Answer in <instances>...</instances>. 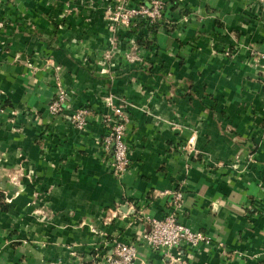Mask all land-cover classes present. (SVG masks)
I'll return each instance as SVG.
<instances>
[{
    "label": "crops",
    "instance_id": "1",
    "mask_svg": "<svg viewBox=\"0 0 264 264\" xmlns=\"http://www.w3.org/2000/svg\"><path fill=\"white\" fill-rule=\"evenodd\" d=\"M108 1L23 0L29 27L0 23V264H104L116 240L133 264H264V0H164L141 60L102 67ZM57 82L83 125L48 111ZM117 104L119 178L100 142ZM172 192L209 243L140 241Z\"/></svg>",
    "mask_w": 264,
    "mask_h": 264
},
{
    "label": "built area",
    "instance_id": "2",
    "mask_svg": "<svg viewBox=\"0 0 264 264\" xmlns=\"http://www.w3.org/2000/svg\"><path fill=\"white\" fill-rule=\"evenodd\" d=\"M164 10V0H143L136 14L147 11L151 14L150 22H153L162 18ZM106 101L111 103L108 96ZM47 107L51 114L64 113L66 118L77 127L86 122V116L89 113V109L84 106L67 111L69 104L59 82L56 84V92L48 99ZM126 120V113L122 105L118 104L112 105L111 112L102 116L106 130L100 137V142L103 147L111 149V170L116 178L122 176L128 167L127 145L123 137ZM179 198V192H172L171 205L162 217L145 218L147 225L139 233V239L143 244L151 249H162L167 252L173 246L182 244L195 246L199 242L206 244L210 242L209 235L200 230H192L177 219L176 207L179 204ZM137 218L139 219L138 216ZM216 246L220 248L221 242L216 241ZM135 257L136 247L133 242L116 240L111 251L102 256V261L104 264H133ZM174 264L185 263L181 260H174Z\"/></svg>",
    "mask_w": 264,
    "mask_h": 264
},
{
    "label": "rangeland",
    "instance_id": "3",
    "mask_svg": "<svg viewBox=\"0 0 264 264\" xmlns=\"http://www.w3.org/2000/svg\"><path fill=\"white\" fill-rule=\"evenodd\" d=\"M52 1L54 0H48L50 3ZM73 1L64 0V4L69 5ZM142 1L109 0L106 2L102 13L106 29L105 46L100 50L101 53L98 59V63L102 67L116 66L118 60L126 62L141 60L140 45L137 44L136 37L140 33H144L146 36L148 32L147 30L145 32V26L157 24L158 27L160 22L159 20L150 22L151 14L147 11L136 14ZM3 7L8 8V16L4 15V17L0 18V23L10 20V22L12 21V23L17 25L22 23L21 25L29 27V20L23 10H21L23 8V0H0V8ZM9 8H11L13 13L10 12ZM23 19H27L25 23H23ZM190 146L193 148L192 142H190Z\"/></svg>",
    "mask_w": 264,
    "mask_h": 264
},
{
    "label": "trees",
    "instance_id": "4",
    "mask_svg": "<svg viewBox=\"0 0 264 264\" xmlns=\"http://www.w3.org/2000/svg\"><path fill=\"white\" fill-rule=\"evenodd\" d=\"M170 2H171V5L170 6L173 7L175 5V0H171ZM162 18H163V16H162ZM156 27H157V24L145 26L146 30L148 31V34H150V32L152 33V31L154 32V30L156 29ZM166 27L168 28V26H166ZM148 34H146V36H145L144 33H140V35H138L136 37L137 44L140 45V46H142V47L147 46L148 43H149L148 38H147ZM3 196L4 195H3L2 191H0V205H3L2 204V201H1L2 198H3Z\"/></svg>",
    "mask_w": 264,
    "mask_h": 264
}]
</instances>
